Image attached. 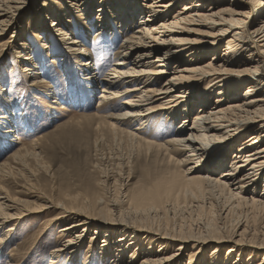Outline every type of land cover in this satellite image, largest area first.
<instances>
[{
	"label": "bare ground",
	"instance_id": "obj_1",
	"mask_svg": "<svg viewBox=\"0 0 264 264\" xmlns=\"http://www.w3.org/2000/svg\"><path fill=\"white\" fill-rule=\"evenodd\" d=\"M49 1L0 0V39L13 24L16 35L17 18L38 5L30 15L42 18L41 22H35L34 36L41 38L44 33L42 46L43 51H51L48 57H55L56 52L60 55L61 60L52 63L66 65L67 62L76 71L65 79L69 101L87 107L86 92L93 96L101 86L95 116L108 119L112 127L133 139L146 134V127L152 123L155 126L156 116L163 114L165 124H171L174 130L168 129L171 135L165 144L158 146L164 150L166 159L182 168L185 189L208 195L220 191L230 203L249 202L264 207V0ZM73 16L81 20L87 34L96 30L98 37H107L111 33L112 44H115V29L124 36L115 49L109 73L101 79L86 36L77 38L74 27L67 25V22L73 23ZM52 36L65 48L60 47L54 53ZM223 42L226 51L219 55ZM19 45L15 49L24 65L23 72L29 73L30 89L36 91L45 61L38 62L32 53L23 55L21 51L30 50L29 45ZM103 48L95 50L100 52ZM46 93V98L54 99L59 110L66 109L57 98L55 88L49 85ZM2 98L5 106L0 108V142L5 141L2 152H6L15 145L11 140L14 134L30 129L20 103L12 100V95L4 94ZM189 116H193L191 125ZM51 117L55 119L56 113ZM16 144L23 142L18 139ZM32 146L31 156H35L39 144L35 142ZM153 146L147 142V149ZM24 151L18 148L12 159L31 154ZM5 167L6 164L1 165L0 180L12 177ZM23 188L26 199L13 196L0 186V233L4 232L0 234V261L2 244L14 235L13 223L52 208L41 197L31 195L29 186ZM249 194L250 198L245 197ZM30 199H42L44 204L35 205ZM63 211L71 222L63 225L58 233L65 237L73 234L66 241L68 245L52 249L51 264H57L55 260L61 258L63 251L69 254L67 264H76L91 230L104 237L100 246L103 264L107 259L111 264H178L187 251L185 241L170 235L153 233L156 239L146 229H139L140 233L136 234L125 232L117 228H121L120 224L127 225L117 219L102 221L93 228L90 213L74 208ZM116 235L121 236L116 238ZM92 240L98 237L93 236ZM142 240L149 241L147 249H143ZM177 242L170 254L167 245L172 247ZM218 244L193 245L187 264H203V259L204 263L211 264L218 260V251L222 248H227V255L225 260L220 259L221 264H244L243 258L235 261L232 258L235 253L242 257L245 250L249 254L247 264H264V242H245L242 232L227 244ZM156 245L161 248L155 251ZM87 248L88 252L93 251L94 244ZM212 248H216L210 254L213 259L209 257L207 261L203 254ZM261 254L262 259L255 262Z\"/></svg>",
	"mask_w": 264,
	"mask_h": 264
},
{
	"label": "rangeland",
	"instance_id": "obj_2",
	"mask_svg": "<svg viewBox=\"0 0 264 264\" xmlns=\"http://www.w3.org/2000/svg\"><path fill=\"white\" fill-rule=\"evenodd\" d=\"M45 1L50 3L49 0ZM144 2L148 3L146 0ZM33 8L36 11L38 5L30 7L27 9L29 13L17 18V38H13L16 36L13 24L12 29L0 39V108L5 106L2 98L4 94L7 97L12 95V100L19 102L24 108L30 129H22L14 134L23 144L17 145L18 139L13 136L11 140L15 145L6 152H2L5 141L0 142V170L1 165L6 164V172L12 173L10 179L0 180V186L4 191L22 199H26L22 195L26 193L23 187L29 186L31 195L41 197L52 208L13 223L14 235L6 238L7 241L1 246L3 253L0 264H51L52 249L68 245L66 241L73 234L65 237L58 233L63 225L71 222L63 214V210L71 208L90 213L89 216L94 219L93 228H97L96 224L102 221L117 219L119 223L127 225L120 224L121 228H117L125 232L136 234L140 233L137 230L146 229L150 231L151 237H154L153 233L165 234L181 242L185 241L187 251L178 264H187L193 245L202 246V243L210 242L224 245L241 232L245 242H264V207L249 202L230 203L217 190L216 195H208L195 189L193 193L191 189H185L182 168L175 161L166 159L164 150L158 146L165 144L174 130L171 124H165L163 114L156 116L155 120L158 122L156 121L155 126L152 123L146 127V134L133 139L112 127L108 119L95 116L101 86L93 96L86 92L87 107L69 101L65 79L76 74V71L67 62L66 65L63 64L65 66L62 62L58 65L52 63L53 60H61L56 51L60 47L65 48L57 43L54 36L51 38L55 45L53 52L58 56L48 57L51 51H43L44 33H41V38H36L33 34L35 22H41L42 18L30 16ZM178 10L179 8L176 11ZM72 19L73 23L67 22V25L74 27L77 38L86 36L94 57L93 64L100 72L98 77H105L114 63L115 49L123 42L124 36L115 29V44H112L111 33L107 37H98L96 30L87 34L81 20L76 16ZM78 24L80 26L76 28ZM21 36L25 39L20 38ZM8 41L12 42L5 46L4 43ZM20 43L29 45L30 50L21 51L23 55L32 53L38 62L45 61V71L40 72L36 91L34 88L30 89L32 82L29 73L23 72L24 65L15 49ZM225 45L223 42L219 55L226 51ZM100 48H103L100 52L95 50ZM49 85L55 88L57 98L65 110H59L60 107L54 104V99L46 98ZM54 113L57 115L55 119L51 117ZM192 122L193 116H189V125ZM136 127H140L139 124ZM35 142L39 144V149L34 151L35 156H31ZM147 142L155 146L147 149ZM18 148H24V152L31 154L17 160L12 159L11 156ZM232 159L231 157L229 161ZM257 191L260 193L261 189ZM245 197L250 198L251 195ZM42 199L30 200L35 205H42ZM91 231L87 237L84 236L76 264H103L104 254L100 246L104 237L102 233L99 236L94 234V230ZM93 236H97L98 240H92ZM120 236L116 235V238ZM142 242H145L143 249H147L149 241ZM89 244H94L91 252L87 251ZM177 244L178 242L172 247L167 245L170 254ZM153 248L155 251L159 250L161 245ZM215 249H206L203 258L207 261H210L209 257L213 259L210 254ZM226 252L227 248L219 250L218 260L211 264H221L220 259L225 260ZM247 252L243 251L242 257L235 253L232 261L243 258L242 262L247 264ZM61 255L55 261L57 264H67L69 254L66 255L63 251ZM262 257V254L257 256L255 262ZM107 260L106 264L112 263ZM203 264H206L204 259Z\"/></svg>",
	"mask_w": 264,
	"mask_h": 264
}]
</instances>
